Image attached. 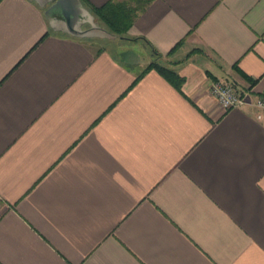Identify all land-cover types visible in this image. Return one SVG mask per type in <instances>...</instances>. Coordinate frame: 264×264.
I'll return each instance as SVG.
<instances>
[{"label": "crops", "instance_id": "0c3cea01", "mask_svg": "<svg viewBox=\"0 0 264 264\" xmlns=\"http://www.w3.org/2000/svg\"><path fill=\"white\" fill-rule=\"evenodd\" d=\"M130 4L105 45L0 0V264H264V117L209 90L264 95V0Z\"/></svg>", "mask_w": 264, "mask_h": 264}, {"label": "water", "instance_id": "95a60500", "mask_svg": "<svg viewBox=\"0 0 264 264\" xmlns=\"http://www.w3.org/2000/svg\"><path fill=\"white\" fill-rule=\"evenodd\" d=\"M44 10L50 28L78 39H114L81 0H32Z\"/></svg>", "mask_w": 264, "mask_h": 264}, {"label": "trees", "instance_id": "16d2710c", "mask_svg": "<svg viewBox=\"0 0 264 264\" xmlns=\"http://www.w3.org/2000/svg\"><path fill=\"white\" fill-rule=\"evenodd\" d=\"M83 4L91 11L95 16V19L100 25L105 27L107 30L115 33L117 36L125 39L127 37V30L133 22L137 12L142 10L144 5L140 8L132 7L130 2L134 0H110L104 5L97 7L91 5L87 0H81ZM156 55H161L159 52L154 50ZM155 69L169 82H171L176 88H180L182 78L172 69L165 65L158 63L153 59L147 66L148 69Z\"/></svg>", "mask_w": 264, "mask_h": 264}, {"label": "built area", "instance_id": "2783aa9c", "mask_svg": "<svg viewBox=\"0 0 264 264\" xmlns=\"http://www.w3.org/2000/svg\"><path fill=\"white\" fill-rule=\"evenodd\" d=\"M209 90L216 98L222 109L228 110L251 103L257 109L256 118L263 119L264 95L257 96L252 102H250L247 94L240 92L232 83L220 80L212 81Z\"/></svg>", "mask_w": 264, "mask_h": 264}, {"label": "rangeland", "instance_id": "374dc122", "mask_svg": "<svg viewBox=\"0 0 264 264\" xmlns=\"http://www.w3.org/2000/svg\"><path fill=\"white\" fill-rule=\"evenodd\" d=\"M99 40L101 43L103 44H114V45H118V44H124L125 43V39L121 38V37H116L114 39H97Z\"/></svg>", "mask_w": 264, "mask_h": 264}]
</instances>
